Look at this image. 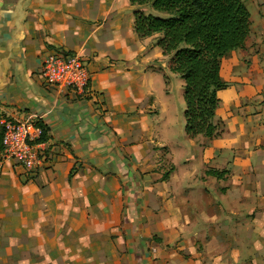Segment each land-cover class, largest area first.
<instances>
[{
  "label": "crops",
  "instance_id": "crops-1",
  "mask_svg": "<svg viewBox=\"0 0 264 264\" xmlns=\"http://www.w3.org/2000/svg\"><path fill=\"white\" fill-rule=\"evenodd\" d=\"M242 1L250 34L220 64L227 87L218 92L216 117L224 132L205 138L202 159L191 153V220L207 218L198 225L191 222V242L210 223L212 213L195 204L204 197L218 202L226 221L221 233L233 224L237 241L245 233L259 240L264 236V0ZM52 51L85 60L90 81L84 94L45 84L40 65ZM166 57L154 37H136L128 0H0V116L31 118L47 132L44 166L36 170L3 160L0 145V245L8 241L17 264H34L24 249L29 250L35 234L42 236L61 223L59 210L89 184H81L83 176L120 182L137 222L143 219L144 203L133 194L162 177L149 171L151 137L168 142L176 123L170 92L162 85L164 99L159 101L151 89L158 62ZM212 169L224 172L223 177L209 175ZM6 177L11 178L7 187ZM37 194L39 201L34 200ZM139 236L131 232L129 243ZM129 243L127 248L133 246ZM196 254L191 246V264ZM128 257L133 264H150L146 253L136 260Z\"/></svg>",
  "mask_w": 264,
  "mask_h": 264
},
{
  "label": "rangeland",
  "instance_id": "rangeland-1",
  "mask_svg": "<svg viewBox=\"0 0 264 264\" xmlns=\"http://www.w3.org/2000/svg\"><path fill=\"white\" fill-rule=\"evenodd\" d=\"M122 24L126 25L124 16ZM168 61L169 57H166L158 62L151 89L159 101L164 99L162 85L164 92H170L169 108L176 114V123L173 120L171 129L174 134H168V142L151 137L153 160L148 162L149 171L162 177L151 182L154 185L150 184V189L146 187L145 191L141 185L133 194L134 199L144 203L143 219L137 222L120 182L116 180L113 185L94 176H83L81 184L85 180L89 184L83 185L82 191L73 196L70 203L68 199L69 204L59 210L61 223L48 227L42 236L35 234L29 250L24 249L34 257V264H133L128 254L136 260L144 253L150 264H191V246L198 254L192 257L194 264H264V236L259 240L245 233L244 240L237 241L232 232L233 224L221 233L225 218L220 216L218 202L210 203L207 197L201 200L202 204L198 199L195 204L202 205L206 213H212L210 223L196 231L200 238L191 242V222L198 225L203 223V218L207 220L206 217L191 220V153H200L199 149L206 146L208 140L196 136L191 142L186 137L183 81L169 70ZM156 113L154 110L149 114ZM171 140L173 144L169 143ZM200 158L201 153L197 155V159ZM10 182L11 178L6 177L4 185L7 187ZM156 182L159 183L155 185ZM26 183L29 181L22 182ZM41 199L38 194L34 198L36 201ZM131 232L141 235L132 244L128 241ZM128 243L133 245L129 253ZM0 264H17L6 240L4 247L0 245Z\"/></svg>",
  "mask_w": 264,
  "mask_h": 264
},
{
  "label": "trees",
  "instance_id": "trees-1",
  "mask_svg": "<svg viewBox=\"0 0 264 264\" xmlns=\"http://www.w3.org/2000/svg\"><path fill=\"white\" fill-rule=\"evenodd\" d=\"M128 1L136 37H154L155 46L169 57V70L183 81L185 135L190 139L219 137L225 127L222 121H216L218 92L227 87L220 76L221 60L242 48L251 30L243 1ZM39 126L42 134L37 143H43L47 141V132L44 126ZM207 173L215 178L224 175L213 169Z\"/></svg>",
  "mask_w": 264,
  "mask_h": 264
},
{
  "label": "built area",
  "instance_id": "built-area-1",
  "mask_svg": "<svg viewBox=\"0 0 264 264\" xmlns=\"http://www.w3.org/2000/svg\"><path fill=\"white\" fill-rule=\"evenodd\" d=\"M40 74L46 85L59 86L84 94L88 89L90 71L84 59L76 54L52 51L42 60ZM42 128L31 118L14 120L0 116L1 154L5 161L27 171L44 166L43 143H37Z\"/></svg>",
  "mask_w": 264,
  "mask_h": 264
}]
</instances>
